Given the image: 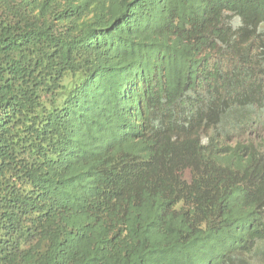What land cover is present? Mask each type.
<instances>
[{"label":"trees","instance_id":"1","mask_svg":"<svg viewBox=\"0 0 264 264\" xmlns=\"http://www.w3.org/2000/svg\"><path fill=\"white\" fill-rule=\"evenodd\" d=\"M0 264H264V0H0Z\"/></svg>","mask_w":264,"mask_h":264}]
</instances>
